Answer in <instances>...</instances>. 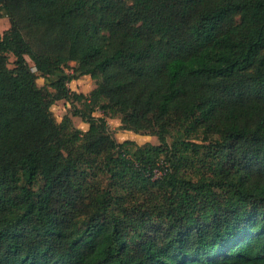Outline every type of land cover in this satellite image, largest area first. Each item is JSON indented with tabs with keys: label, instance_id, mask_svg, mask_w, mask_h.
Here are the masks:
<instances>
[{
	"label": "trees",
	"instance_id": "1",
	"mask_svg": "<svg viewBox=\"0 0 264 264\" xmlns=\"http://www.w3.org/2000/svg\"><path fill=\"white\" fill-rule=\"evenodd\" d=\"M2 14L0 264H264V0ZM85 76L95 88L73 93ZM61 100L86 132L55 121ZM96 110L159 145L118 143Z\"/></svg>",
	"mask_w": 264,
	"mask_h": 264
},
{
	"label": "rangeland",
	"instance_id": "2",
	"mask_svg": "<svg viewBox=\"0 0 264 264\" xmlns=\"http://www.w3.org/2000/svg\"><path fill=\"white\" fill-rule=\"evenodd\" d=\"M9 28H10L9 18L5 14H2L0 18V35H4L9 30ZM23 34L25 35L24 32ZM13 63H14V57L12 55H8V68L10 69L13 68ZM69 65L73 67L74 63H69ZM36 83L39 87H43L45 82L43 79L39 78L37 79ZM68 87L73 93L89 96L91 91L95 88V83L90 79V77L85 76L79 78L78 80L72 81L71 83L68 84ZM74 109L82 110L81 102H77L74 100V102L71 103L61 100L56 102L52 106L51 111L53 113V117L55 121L58 124L61 123L65 118L70 121L73 129L84 133L88 130V124L85 122L83 118L74 114ZM82 111L84 112L86 110L83 108ZM92 115L96 118L105 119L108 127L107 133H109L110 136L113 137L118 143L131 141L138 146H143L146 144H150L153 146L159 145V140L156 136L139 135L131 131L124 130L120 118L104 116L100 110L94 111ZM158 175L159 174H157V176ZM99 183H101L102 187L104 188L108 184V180L105 177H101Z\"/></svg>",
	"mask_w": 264,
	"mask_h": 264
}]
</instances>
